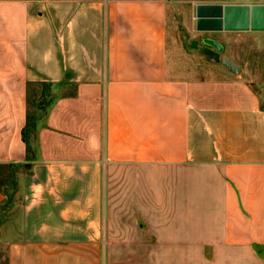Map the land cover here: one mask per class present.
Wrapping results in <instances>:
<instances>
[{
  "label": "crops",
  "instance_id": "obj_1",
  "mask_svg": "<svg viewBox=\"0 0 264 264\" xmlns=\"http://www.w3.org/2000/svg\"><path fill=\"white\" fill-rule=\"evenodd\" d=\"M170 27L167 0H0V165L32 164L18 180L23 216L6 264H115L118 244L132 250L123 264H147L145 248L153 264H264L257 79L178 64ZM35 83L57 95L29 159ZM113 164L170 171L173 231L114 239L104 187ZM162 246L173 258L157 257Z\"/></svg>",
  "mask_w": 264,
  "mask_h": 264
},
{
  "label": "rangeland",
  "instance_id": "obj_2",
  "mask_svg": "<svg viewBox=\"0 0 264 264\" xmlns=\"http://www.w3.org/2000/svg\"><path fill=\"white\" fill-rule=\"evenodd\" d=\"M168 20L173 32V55L178 64L193 66L194 70L202 74L221 76L229 72L223 65L225 56L231 58L241 66L239 76L247 80H255L253 86L261 95L264 102V30L262 31H228L205 32L198 29V7L211 4H264V0H167ZM211 36L224 44V51L204 44L203 36ZM193 40H199V46L193 47ZM51 84H34L30 88L29 114L36 124L41 121L52 98ZM37 127V126H36ZM32 130V128H31ZM33 152L31 157H37L39 144L37 130H28ZM105 170V223L114 230V239L122 241L123 230L136 228L144 240L152 236L154 230L173 231V179H170L168 169L131 168L113 164ZM32 164L21 167L0 165V188L12 194V201L0 208V264H6V248L8 241L15 235L22 223L23 189L19 188L18 180L21 172L28 174ZM161 175V176H160ZM165 176L164 179H162ZM161 177V178H160ZM104 223V224H105ZM114 249L115 264H123L127 257V250L121 247ZM146 263L153 264L154 249H142ZM157 257L173 258V249L158 248ZM136 252V251H133ZM141 253L137 250L135 255ZM139 256V255H138ZM104 258V256H103ZM168 264V261H164Z\"/></svg>",
  "mask_w": 264,
  "mask_h": 264
},
{
  "label": "water",
  "instance_id": "obj_3",
  "mask_svg": "<svg viewBox=\"0 0 264 264\" xmlns=\"http://www.w3.org/2000/svg\"><path fill=\"white\" fill-rule=\"evenodd\" d=\"M198 29L201 31H262L264 30V4H211L198 7ZM202 42L224 51V44L211 36H203ZM193 47L199 46V40H193ZM223 65L234 73L241 72V66L225 56Z\"/></svg>",
  "mask_w": 264,
  "mask_h": 264
},
{
  "label": "trees",
  "instance_id": "obj_4",
  "mask_svg": "<svg viewBox=\"0 0 264 264\" xmlns=\"http://www.w3.org/2000/svg\"><path fill=\"white\" fill-rule=\"evenodd\" d=\"M35 84H38V83H35ZM41 84H43V85H45V84H47V83H41ZM29 101H30V88H29ZM30 103V102H29ZM37 124H36V122H34V121H32V117L30 116V114H28V120H27V125H26V127L24 128V130H23V135H24V138H25V141H26V143H27V151H28V158L30 159L31 158V156H30V153L31 152H33V148H32V146H31V140H30V137H29V134H28V130L29 131H33V133H35L36 132V130H37ZM31 128H32V130H31ZM10 167H14V165H9ZM17 167V166H16ZM6 192V191H5ZM6 194H7V199L9 200L8 201V205H9V203H11V199H12V194H10V193H8V192H6ZM7 204H5V202L3 203V204H1L0 205V208L2 207H5Z\"/></svg>",
  "mask_w": 264,
  "mask_h": 264
},
{
  "label": "flooded vegetation",
  "instance_id": "obj_5",
  "mask_svg": "<svg viewBox=\"0 0 264 264\" xmlns=\"http://www.w3.org/2000/svg\"><path fill=\"white\" fill-rule=\"evenodd\" d=\"M198 20V19H197Z\"/></svg>",
  "mask_w": 264,
  "mask_h": 264
}]
</instances>
